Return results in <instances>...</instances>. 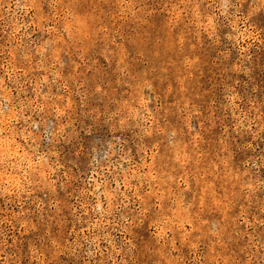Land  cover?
<instances>
[{
	"label": "rangeland",
	"instance_id": "1",
	"mask_svg": "<svg viewBox=\"0 0 264 264\" xmlns=\"http://www.w3.org/2000/svg\"><path fill=\"white\" fill-rule=\"evenodd\" d=\"M0 264H264V0H0Z\"/></svg>",
	"mask_w": 264,
	"mask_h": 264
}]
</instances>
